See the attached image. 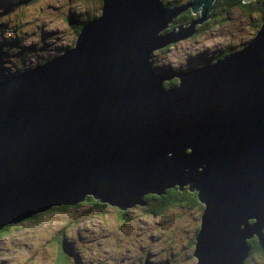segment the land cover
<instances>
[{
	"label": "water",
	"instance_id": "water-1",
	"mask_svg": "<svg viewBox=\"0 0 264 264\" xmlns=\"http://www.w3.org/2000/svg\"><path fill=\"white\" fill-rule=\"evenodd\" d=\"M212 2L101 0L73 47L0 80V227L86 196L128 209L185 186L202 205L195 264H242L264 226V20L213 62L151 67ZM185 9L197 16L163 33Z\"/></svg>",
	"mask_w": 264,
	"mask_h": 264
},
{
	"label": "rangeland",
	"instance_id": "rangeland-1",
	"mask_svg": "<svg viewBox=\"0 0 264 264\" xmlns=\"http://www.w3.org/2000/svg\"><path fill=\"white\" fill-rule=\"evenodd\" d=\"M11 1L13 0H0V3L9 4L6 13L12 15L16 10L10 5ZM21 3L17 12L24 20L25 28L37 33L36 40L40 41L43 37L41 41L46 45L56 46L52 51H45L37 57H29L24 64L17 66L16 69L19 70L28 69L41 59L54 58L64 50L65 45H70L72 38L75 39L77 34L72 32L70 25L65 21V17L72 14L78 21L90 20L97 16V9H99V5L94 0H90L87 6L86 4H79L78 0H21ZM250 19L240 10L232 9L224 23L211 29L208 26L199 29V36L196 39L180 41L170 47L164 56L155 51L152 57L154 60H159L160 65L167 66L169 69L185 70L187 68L185 61L191 53L193 58L203 60L228 46L230 44L228 42L232 44L238 41L239 43L243 42L251 34L248 26ZM44 32L47 33L44 34ZM188 67H192V64ZM14 71L15 69L7 63H0V76L3 78ZM85 208L87 206L81 209ZM137 210L136 208L129 209L126 214ZM182 210L184 209H167L163 217L148 219L154 228L151 237L159 238V241H152L150 245L143 248L145 258L163 260L169 254L170 260L177 258L176 264H187L188 257L191 258L192 263L195 262L192 252L187 255L182 248L184 239L193 231L192 228L197 220L196 212L185 210V214L175 223L170 220V212L175 211L182 214ZM200 211L201 209H199V214ZM79 212L81 210L71 211L72 214H76L75 216H69L66 213L49 214L38 219L37 224L24 221V219L11 224L12 226L8 228V234L0 239V264H55V255L52 254V247L49 246L48 239L65 231V237H70V239L79 237L84 243H97L102 238L101 229L105 226L112 229L111 222L113 224L119 223L118 219L107 220L108 214L103 222L100 214L82 217L78 215ZM107 212L109 211L107 210ZM139 223L140 221H138ZM157 228L160 229V232L156 230ZM128 229V226L121 227V230L127 231ZM116 234L117 231L114 235ZM183 234L185 235L181 237ZM168 236L171 237L170 240H168ZM115 238L120 239L121 235L117 234ZM125 238H127L126 232L123 239ZM260 239L264 241V226L261 229ZM121 249L123 251L125 246L122 245ZM171 252L173 254H170ZM146 253H148L147 256ZM132 254L140 257L142 253L137 250ZM247 264L261 263L259 259H249Z\"/></svg>",
	"mask_w": 264,
	"mask_h": 264
},
{
	"label": "trees",
	"instance_id": "trees-1",
	"mask_svg": "<svg viewBox=\"0 0 264 264\" xmlns=\"http://www.w3.org/2000/svg\"><path fill=\"white\" fill-rule=\"evenodd\" d=\"M89 1L90 0H78V3L82 5L86 4L87 6ZM94 1H96V3L99 5V9H97V15H99L101 0H94ZM160 1L166 7H174L177 5H182L184 3H190L193 0H160ZM21 4H22L21 0H13L10 2V5L15 7L16 10V12L11 15L6 13V11L9 9V4L4 2L0 3V63H7L10 67L15 69V71L12 74L6 75L4 78L0 76V80L8 78L9 76L15 73L23 71L24 69L19 70L16 68L19 64H24L25 61L29 59V57H37V55L39 56L41 53L45 51H52L53 48L56 46V45H46L44 42L41 41L43 37H41L40 41L36 40L37 33L31 31V29L27 30L25 28L24 20L21 19L20 13L17 12ZM232 9H238L241 12H243L247 17L251 18L248 23L249 30L251 31L250 36L244 39V41L241 43H239V41L233 44L231 42H228L230 43L228 46L223 47L219 52L215 53V55L213 56L208 57L207 59L199 60L197 58H193L191 53V55L188 56L187 61H185L187 67L185 68V70L198 67L199 64H201L202 62L210 61L212 58L215 59L223 54L229 53L230 51L236 50L237 48H240L244 44L249 42L251 37L254 36L256 31L259 29L261 22L264 20V0H250L248 2H244L243 0H214L211 6V11L209 12V18L206 21H204L201 25H198L196 27V32L194 34H192L190 37L184 40L196 39L199 36V29L201 30L206 26H208L209 29H211L212 27L217 26L218 24L224 23L229 17V12ZM196 16L197 15L191 13L189 9H185L184 11L180 12L175 17V19L172 20V22L168 25V27L164 29L162 32L167 33L168 31L177 28L181 24L189 23ZM87 20L89 19L78 21V19H75L72 14H70L68 17H65V21L68 22L72 32L75 35L79 31L81 25ZM45 33L47 32H44V34ZM74 40L75 39L72 38L70 45H65L64 48L69 46L73 47L72 45L74 44ZM170 47H173V45H167L157 50V52L161 53V55L164 56ZM47 59L48 58L41 59L37 61L35 65L40 64L41 62ZM151 61H152L151 62L152 69L157 72L172 73L175 71H184L179 68L169 69L167 68V66L160 65L159 60H154V57L151 58ZM191 64L192 67H188ZM175 83H176V79L172 78L169 81H165V82L163 81L162 86L164 88H167L169 86L174 85ZM142 200L145 201L146 205L142 207L140 210L141 212L139 216L140 218H145L146 220L151 218H160L163 217L164 212L167 209L183 208L184 210H182L181 212L182 214L177 213L175 211L170 212L169 216L171 222L175 223L179 218H181L182 215L185 214V210L195 211L197 220L192 230L194 232V228H196L195 232L197 231L199 226V209L202 208V205L197 201L196 192L189 191L185 186L182 187L181 189H178L176 186H173L171 188L164 189L163 193L159 195L156 194L143 195ZM77 205L80 206L74 207ZM84 206H87V208L81 209ZM135 206H140V205H135ZM78 210H81V212H79L78 215L82 217L100 214L102 216V219L104 220V216L108 214L113 219H118L119 224H117L115 227L117 228L116 229L117 234L121 235L120 239L122 240V242L120 243H122V245L128 243L127 240L133 237L134 233L137 234V244L141 243V241L139 240V238H142L141 234L139 232H136L134 225L125 218V216L128 215L126 213L127 211H129V208L120 209L117 206L109 205L105 202H100L98 200H95L90 196H86L82 201L75 204L51 206L42 212L35 213L25 218L24 221H30L37 224L38 219H42L43 217L49 214L66 213L69 216H75L76 214H72L71 211H78ZM107 210L109 212H107ZM37 214H42V215H40L39 218L37 219ZM251 222L252 220H248L249 224ZM11 224L12 223L5 224L2 227H0V239L6 234H8V228L12 226ZM149 225L154 230V228L152 227L153 224L151 226V223L149 222ZM122 226H128L129 229L127 231L121 230ZM156 230L160 232V229L157 228ZM125 232L127 238L123 239V237L125 236ZM192 234L193 233H191V235L186 237L183 242L182 250H184L187 255H189L193 249L195 235L194 237H191ZM116 235H112L111 238L115 237ZM184 235L185 234H183L181 237H183ZM58 236L64 238H70V237H65V231H64L48 239L47 242L49 246L52 247L53 255H58V251L54 250V243L56 241L55 237ZM168 237H169L168 240H170L171 237L170 236ZM245 244L248 247V253L247 256L243 259L242 264H247L249 259H256V260L259 259L260 263L264 264V241L262 240L259 241L257 240V238H255V236H252L245 241ZM63 246L65 248H63ZM66 246L67 245L66 243H64V241H60L59 250L63 255H65ZM170 254L173 253L171 252ZM168 256L161 261H168ZM174 259L175 261H177V258ZM187 264H195V262L192 263L191 258L188 257Z\"/></svg>",
	"mask_w": 264,
	"mask_h": 264
},
{
	"label": "flooded vegetation",
	"instance_id": "flooded-vegetation-1",
	"mask_svg": "<svg viewBox=\"0 0 264 264\" xmlns=\"http://www.w3.org/2000/svg\"><path fill=\"white\" fill-rule=\"evenodd\" d=\"M78 206L80 205L74 207ZM144 206L145 205H140L129 208H136L138 210L125 216V218L134 225L135 231L141 234L142 238H139L141 243L137 244V234L134 233L133 237L127 240L128 243L124 244L125 249L122 251V243H120L122 240L115 237L111 238L116 232L117 228L115 226L119 223L116 222V224H113L111 222L113 230L108 226L101 229L102 238L97 243L87 244L82 242V238L79 237H72L71 239L59 236L55 237L54 250L58 251V255H55V264H175V259L170 260L168 258V261H161L159 259L149 260L147 257H144L145 253L143 252V248L150 245L152 241H159V238L151 237L153 229L150 227L148 220L139 217L141 214L140 210ZM40 215L42 214H37V219ZM111 219L113 220L110 215H107V220ZM138 221H140L139 224ZM195 230L196 228H194V232L192 231L193 234L191 237H194L196 233ZM60 241H64L67 245V252L64 251L65 255L61 254L59 250ZM63 248L65 247L63 246ZM137 250L142 253L140 257L132 254ZM147 254L148 253H146V256ZM94 259L95 261H93Z\"/></svg>",
	"mask_w": 264,
	"mask_h": 264
},
{
	"label": "bare ground",
	"instance_id": "bare-ground-1",
	"mask_svg": "<svg viewBox=\"0 0 264 264\" xmlns=\"http://www.w3.org/2000/svg\"><path fill=\"white\" fill-rule=\"evenodd\" d=\"M214 1V0H213ZM191 3V2H190ZM206 6H207V0H199V12L200 13H204V11H205V9H206ZM190 10V9H189ZM210 11H211V9H210ZM210 11H208L207 13H206V20L209 18V12ZM176 17V16H175ZM175 17H173V19L172 20H174L175 19ZM205 20V21H206ZM172 22V21H171ZM203 23V22H202ZM201 23V24H202ZM198 25H200V24H195L194 26H193V33L192 34H194L195 32H196V27L198 26ZM191 34V35H192ZM190 35V36H191ZM190 36H188V37H190ZM187 37V38H188ZM180 41H176V42H173V43H170V45H175V44H177V43H179Z\"/></svg>",
	"mask_w": 264,
	"mask_h": 264
},
{
	"label": "clouds",
	"instance_id": "clouds-1",
	"mask_svg": "<svg viewBox=\"0 0 264 264\" xmlns=\"http://www.w3.org/2000/svg\"><path fill=\"white\" fill-rule=\"evenodd\" d=\"M244 2H248V1H244ZM213 3V2H212ZM211 6H212V4H211ZM197 15V14H196ZM201 25V24H200ZM252 38V37H251ZM245 45V44H244ZM241 48V47H240ZM239 48H237L236 50H238ZM233 51H235V50H233ZM233 51H230V52H233ZM153 54H154V52H153ZM215 55V54H214ZM224 55V54H223ZM223 55H221V56H219V57H217V58H215V59H211L210 61H206V62H213L214 60H216V59H218V58H221ZM204 62H202L201 64H203ZM201 64H199V66L201 65ZM255 238H257V237H255ZM257 240H259V241H261V239H257Z\"/></svg>",
	"mask_w": 264,
	"mask_h": 264
}]
</instances>
